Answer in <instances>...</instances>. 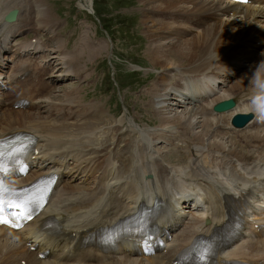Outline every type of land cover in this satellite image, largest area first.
<instances>
[{
  "label": "bare ground",
  "instance_id": "bare-ground-1",
  "mask_svg": "<svg viewBox=\"0 0 264 264\" xmlns=\"http://www.w3.org/2000/svg\"><path fill=\"white\" fill-rule=\"evenodd\" d=\"M141 1L142 4H148V5H150L151 1H153V3L159 2L158 5L159 8L151 9L150 13L151 14L155 13L156 16L160 17L168 24L170 23V21L179 22L180 20L186 21L188 19V22L192 23L197 29L201 28L199 32H197L196 34L197 36L194 35L191 38L183 39L182 37L180 38L176 35L173 36L172 34L173 27H171L170 25L157 22L158 23L157 30L159 33L157 34L156 32L152 35L154 36V40H156L155 41L156 48L155 49L151 48V54L154 57L156 64H158L162 68L164 67L173 68L174 66L183 65L187 63L185 60H180V61L168 60L177 56L186 57L192 55L194 56L192 62L197 63L198 60H200L201 57H203L205 54L211 53L216 50H219L218 53H223V48L230 45L234 41L235 34L243 32L242 27L237 25L235 22V19L239 18V16L238 17L236 16V18H232V16H230L229 14L220 12L224 10L225 6L214 0H141ZM91 2L92 0H80L79 6L84 9H87L90 8ZM148 5H146V7ZM12 8H18L20 10L18 18L13 22H7L4 20V16ZM162 9H173L175 10V12L162 11ZM245 10H246V14L248 13L249 16H255L264 20V0H261V2L256 3V8H255V4H249L245 8ZM54 18L55 17L51 13L50 5L47 0H0V28H1L0 32L2 30H4L5 32V39L7 42V46L5 47V49L13 52L14 56L16 57L17 62L15 63L14 66H15V70L18 71L17 73H20L23 70H26L32 66L40 67V63L41 65L43 63L47 64L48 60L45 57L44 59L39 60L40 63L38 62V58L40 56H45V55H38L37 52H43L45 50L47 53L55 54L54 56L56 57L55 61H59V65H61L60 68H62L61 70L62 73L60 75L63 74L64 78H69V77L71 78L72 76H74L77 79H83L84 78L83 75L85 73L84 71L85 67L82 68L83 66L81 65L83 61V56L81 55L82 49L80 47L75 48L76 50L74 51V53H71L69 49H67V43L66 42L64 43L63 40L61 41L58 40L57 44L54 43V45H51L46 41L44 42V40H39L37 43L31 42V40H23L18 45H13L11 43L12 38L15 37L13 35L16 32L20 33L21 35V34H27L29 31H32L36 33V35H40V36L44 33L45 34L51 33L52 35H54L53 37L55 38L56 35L54 33L58 29L59 22L53 21L52 19ZM211 20L214 21L210 22ZM25 23L27 24L26 29L23 26V24ZM230 23H232L231 26H229ZM169 39H172V41H169ZM88 47H97V46L90 39L88 41L87 38H85L83 43V49ZM170 54L174 56H171ZM96 55H97L96 48H93L92 52L90 53V56L95 57ZM163 56H167L168 59H165ZM254 58H255L254 55H248V54H246L244 59L236 56L233 63L226 64L221 70L214 71V74H217L219 78H221V76L226 73L228 76L230 74V71L234 69V67L232 66H237L238 63L243 69L246 68L245 72H248V77H249V78L248 77L243 78L239 82L247 81L250 84L254 85V79H256L257 73L260 74L261 80H264V70H262V65H264V56L262 55V57L260 58L261 60H257L255 62L253 61ZM197 65H194L192 70H195ZM86 75H88V73L85 74V76ZM237 83H234L232 87L237 88L238 86ZM92 84L93 82L91 83V85ZM244 90H246L245 86L244 89L237 96L243 97L245 95L243 93ZM231 95L236 96V94L233 91L232 93H227V96H231ZM6 101L7 98H5L1 102L2 104H4V110L2 112V116L0 117V132L8 130L9 128H17L23 125L35 123L36 126L35 129L45 133V138L47 140V143L44 145L48 149H52L56 145H59L61 154L66 156H69V153L71 151H77L83 154H89L86 147L83 144H81L73 135V133L69 130L65 122L66 119L67 123L76 124L77 129H79L81 132L85 133L90 137L92 146L95 148L92 150V153H95L96 156H93V158L91 156L88 163L93 161V159L95 161H98V158L100 157L99 155L102 152V150L103 151L105 149L109 150L110 148H112V146H115L116 148V146L119 145V143H117L115 140V139L117 140L120 139V135L118 134V131L116 133H113V140L109 141L107 137V131H106L107 129H109L110 131L118 130L121 128V124L123 121L129 122V124L131 121V120H127L126 118L116 119L114 114H112L109 109L104 108L103 106L95 102H83L81 97L79 98V101L72 100V98L71 100H69V98H67L66 102H68L67 103L68 106L62 102H56L54 99H51L47 102L48 104H50V108L45 111L46 112L45 114H42L41 110L27 111V110L9 109L10 107L5 106ZM80 103L88 105L89 106L88 108L91 111L81 115L79 113L82 109ZM56 104L60 106L59 108L60 111H63L65 113V119L60 115V113H58V111L55 110L54 106ZM163 107L165 111L170 112L171 115L175 118V120L165 119L163 123L167 125L182 123L183 120H187L191 125L192 123L190 117L195 118V125H200L201 123L204 124V121L206 120L200 116V109L192 106L183 107L178 102L169 101L168 103H163ZM169 107H171V109H169ZM180 107L183 108L180 109ZM73 108H75L76 112L79 113L78 116H80L77 122H72L70 120V115H68L70 110H72ZM248 109L249 107L240 108L239 105L235 109V111L238 110L246 111ZM233 112L227 113V117L226 115H224L227 120V124L229 122L228 116H230ZM204 126L206 129L204 134L206 136L217 138L219 135H221L217 133L213 134L211 131H209L206 124H204ZM200 127L202 128V126ZM256 127H259V125L254 122L248 125L244 129H238V131L233 132V134H235L236 136V139L234 140L236 141V146L232 150V153L229 155L230 160L232 157H238V156L249 159V156L254 155L255 151L252 150L248 152L244 150L243 139L247 137L250 131H252ZM126 131L129 134L131 133V130L129 128L128 130L126 128ZM137 131L143 134L145 129L137 130ZM257 131L260 133L259 134L260 137H264V133H262V131H264V128H258ZM202 134H203L202 132L196 133V137L199 138ZM172 135L176 136L175 133H172ZM229 140L232 141V139L230 138ZM132 141L133 139H130L128 145H130ZM206 141L215 143L217 145L219 143L222 144L228 143L222 140H218V138L216 140H211V141L208 140L206 137L200 138V142H206ZM103 144H105V147L103 146ZM129 148H131V150H128L127 152L131 153V155H133V158L135 159L138 155L137 146H133ZM117 153L118 150L116 151L110 150L108 152V156L105 159L100 160L101 162L100 167L103 169L102 163H105V169L101 173L93 176V180L91 182L89 181L90 186L86 188H81L78 186H74V187L65 186L62 189L63 193L65 195L67 194L73 195L71 197H67L66 200L69 201L73 206H86L88 203H96L101 199L106 185L120 182V180H122L121 177H124L127 172H120V175H116L115 173L118 171V169L115 166H113V170L107 167V166H111L112 164H116L118 162ZM46 155L47 153L44 154V158L46 157ZM263 161L264 159L261 160V163L255 169L252 175H256V174L261 175L264 173V166L262 164ZM135 168H137V166H135ZM179 169L181 172H183L182 167H180ZM87 170L88 173H86V176L89 177L90 172L92 173L94 171L93 162L90 165V169L88 168ZM140 170H142V172L141 174L137 175V177L138 178L141 177L143 183H146L148 185L154 183V179L145 178L144 176V174L147 172H153V170H151L150 167L145 165V167H141ZM136 181H137L136 175L134 177H128L124 181L122 186L125 189V195H129L135 191V187H137ZM225 182L227 183L226 180ZM130 183L131 184L134 183V184L132 186H128V184ZM195 189H197L198 192L201 190L200 188H193V190ZM111 192L113 191L111 190ZM185 195H186L185 193L181 194L179 199L184 197ZM229 195L232 198L237 199L239 202H241V200L239 198H236L234 195L231 194ZM115 207L118 211L121 210L119 205L115 204ZM76 209L80 210L79 207H77ZM50 211L59 213V210L56 209L55 205L50 207ZM251 211H253L252 208ZM179 212L181 213L185 211H182L180 209ZM200 214L204 216V212ZM91 217L92 216H90L89 218ZM255 218L258 221L262 220L261 215L255 216ZM214 221L215 220L212 221V224L214 223ZM221 221H223V217H221L218 220V222ZM189 223L190 222H188L187 225L184 226L182 230V234L179 237V239L185 240L188 236V233L198 232L197 229L199 227L194 231H192ZM257 246L264 252V242L258 243ZM2 247L3 248L8 247V256L6 255L7 256L6 258L3 257V252H2L0 254V264H20L19 259L21 257L26 258L29 261V264H99V263L100 264H105V263L140 264L141 262H146L134 258L133 260L129 259L127 261L120 263L118 261L108 263L111 262V260L102 261V262L91 261L88 263H79V262L63 263V261L52 262L47 260L43 261L38 259L35 253L25 252L26 248L21 243V237L19 234L15 236V233L13 231L11 232L0 229V248ZM240 251L243 252L245 258H251L256 260H261L263 258L262 251H257L254 248V246L249 244L246 240H243L240 244H238L237 247L231 250V252L236 256L239 255ZM148 262H151L148 264H170L163 256L150 257Z\"/></svg>",
  "mask_w": 264,
  "mask_h": 264
},
{
  "label": "rangeland",
  "instance_id": "rangeland-1",
  "mask_svg": "<svg viewBox=\"0 0 264 264\" xmlns=\"http://www.w3.org/2000/svg\"><path fill=\"white\" fill-rule=\"evenodd\" d=\"M47 1L49 2L51 13L55 17L52 20L56 21V22L61 21L60 24L58 23L57 31L58 32L60 31L64 35V37H67L68 42L70 43V44H68L69 48H70L69 51L71 53H74V51L76 50L75 48L80 47L82 49L81 55L83 56V60H86V64H88L87 68L91 67L89 70L92 73V76L90 77V79H91L90 82H87L88 80H85L80 85L77 80H74V79L73 80H67V81H63L60 85L56 84L57 89H62V91H63V89H65L67 87L72 88L73 86H79L80 85L79 87H82V93L85 95L86 101H91L94 98H98L101 100L103 105L107 106V108L110 107V102H111L110 98L114 96L115 92L113 90H111L110 92L103 93L102 91L97 89L98 92H100L99 95H97L96 90H94L95 83H96V85L97 84L99 85L101 83L105 73L106 74L108 73V76H109V71L104 68V67H107L109 69V65L107 64V62H102V60L110 57L112 54V48H110V45L112 46V44L110 42V39L108 38V35L102 29L100 22L96 19L97 15L96 14H89L88 15L86 12H84L82 10L77 11V7L75 5L77 0H47ZM101 1H103V3H101ZM101 1H97V3H98V6L102 8V13L105 16H107L108 18H115V20L112 21V24H113V28L116 30L114 32L116 34L117 40H115L116 48L113 47V50H114L113 54L116 50V52L120 51L119 54L123 55V59H125V60H122L121 68L123 69L125 75L130 74V73H126V71L134 68V66L131 63L133 61L134 62L137 61V59L142 61V63H143V61H149L151 66L154 67V64H152V62L150 60H152L151 48H153V49L156 48V46H155L156 40H154V36H152V35L156 32H157V34L159 33L157 30L158 23L168 24L167 22L162 20L160 17L156 16L155 13H153V14L149 13L148 9L159 8L158 7L159 2L153 3V1H151L150 5H148V4H142L141 0H101ZM79 2H78V6H79ZM146 5H148V6L146 7ZM79 8H82V7L79 6ZM82 9H84V8H82ZM87 9H89V8H87ZM162 11L175 12V10H173V9H162ZM143 17H145V18H143ZM128 19H130V20H128ZM186 21L188 22V19ZM213 21L211 20L210 22H213ZM168 25L173 27L172 28L173 31L177 30L176 34L174 33L173 36L179 35L178 37H180V34H181L180 31H181V25L182 24L179 27H177V25L172 26L171 23H169ZM23 26L25 29L27 28L26 23L23 24ZM59 26H60V29H59ZM183 26L185 27L186 25L183 24ZM83 29H86L85 33H84ZM32 35H34V33H32V32H29L27 36L26 35H20V33L16 32L13 36H17V37L15 38V40H13V43H15V42H17L20 39H23L25 37L31 38L30 36H32ZM55 35H57V34H55ZM38 36H40V35H38ZM53 36L54 35H52L48 39V41H46V42H48L51 45H54V42H53L54 37ZM71 36H73V38H69ZM195 36H197V35H195ZM119 37H120V39L121 38L122 39L119 40ZM43 38H44L43 40L47 39L46 37H43ZM85 38H87L88 41L90 39L92 42H95L96 43L95 45L98 48L97 47H88V48L83 49V43H84ZM60 39L61 38H59L58 40H60ZM67 39L66 40L61 39V40H63L64 43L65 42L67 43ZM169 41H172V39H169ZM98 42H101V43H98ZM116 42H119V45H117ZM56 44H57V42H56ZM104 44H105V46H104ZM100 47H102L103 50H105V51H103L102 48H100ZM93 48H96V51H97V55L95 57L90 56V53L92 52ZM170 55L174 56L172 54H170ZM163 57L165 59H168L167 56H163ZM254 57L255 58L253 59V61L255 62L257 60H261L260 58L262 57V55L260 56V55L255 54ZM193 58H194V56H192V55L186 56V57L177 56V57H173V58L168 59V60H177V61L185 60L187 63H190L193 61ZM153 59H154V57H153ZM156 65L159 68L158 73H156L155 75L152 76V75H149L152 72H148V71L144 70L143 76L147 80L145 81V83L143 85H140L138 89H136V90L132 89L131 92H127V87L123 84L124 78L122 76V73H120L118 79L121 82V93H118L117 92L118 88H115L116 99H115V102L113 103V108L117 105V98L123 99V97H125L126 100H128L129 96H130L129 101L130 102L133 101L132 104L135 105L137 107V110L140 112L139 116H143V114H145V116H146V113L152 109L151 96L148 95V94H150L149 88L155 82V79L158 78V75L161 73V71L165 68V67L164 68L160 67L158 64H156ZM84 67L85 66H83L82 68H84ZM60 73H62V72H60ZM57 77H61L63 79H71V78H64L63 74L60 76L57 75ZM83 77H85V73H84ZM133 77L134 76L126 78L127 83L131 84V80L133 79ZM51 80L54 81V79H51ZM92 82H93V84L91 85ZM234 82H236V81H234ZM232 86H233V84H232ZM97 88H98V86H97ZM62 91L59 90L60 93ZM56 96L57 95L52 94V98H55ZM66 96H67V98H69V100H71V98H72V100H76L75 96L72 95V93L68 92V94ZM61 97L63 98V96H61ZM142 102H144V103H142ZM169 109H171V107H169ZM119 113H121V111ZM165 119L175 120V118L168 111L164 112V120ZM190 120L192 123L191 127L193 128L194 132H196V133L202 132L203 133L198 138L199 141H200V138L206 137L210 141L216 140L218 138V140L228 142L226 145H228L232 149L227 150L224 155L220 156L221 160L216 159L215 163H221V161L223 163L230 162L229 155L232 153V150L235 148L236 141H234V142L230 141L222 135H219L217 138H212L210 136H206L204 134L206 131L204 124H206V126H207L208 119H206L204 121V124L201 123L200 125H195V118L194 117H190ZM209 121H211V119ZM130 124H131V122H130ZM176 124H180V123H176ZM162 126L173 127L174 125H167V124L163 123ZM200 126H202V128ZM127 130H128V128H127ZM209 131H211V130L209 129ZM175 134H176V132H175ZM125 143H126V141H123V143H121V144H125ZM213 144H215V143H213ZM215 145H217V144H215ZM209 149H212V147H209ZM227 153H229V154H227ZM124 162L127 163L126 160H124ZM234 170H235V168H234ZM222 177L228 183V177L226 175H224L223 172H222ZM118 262L120 263V262H124V261H118ZM149 263H151V262H149ZM140 264H148V263L147 262H141Z\"/></svg>",
  "mask_w": 264,
  "mask_h": 264
},
{
  "label": "snow or ice",
  "instance_id": "snow-or-ice-1",
  "mask_svg": "<svg viewBox=\"0 0 264 264\" xmlns=\"http://www.w3.org/2000/svg\"><path fill=\"white\" fill-rule=\"evenodd\" d=\"M3 155H4V148H3V142H0V171L3 169ZM47 183V182H46ZM6 189L4 188L3 184L0 183V224L4 223H11L13 225H16L18 221L16 219H10L6 220L5 215L6 211L9 207L15 206L16 208H19V213H10V216L19 215L23 219L30 218L31 212L34 210L35 207H39L40 204L36 200H20V201H6L5 199V193Z\"/></svg>",
  "mask_w": 264,
  "mask_h": 264
},
{
  "label": "clouds",
  "instance_id": "clouds-1",
  "mask_svg": "<svg viewBox=\"0 0 264 264\" xmlns=\"http://www.w3.org/2000/svg\"><path fill=\"white\" fill-rule=\"evenodd\" d=\"M262 70H264V65H262ZM254 83L257 88L261 90V94L254 97L253 104L255 110L261 115V117H264V80L260 79L259 73H257Z\"/></svg>",
  "mask_w": 264,
  "mask_h": 264
}]
</instances>
